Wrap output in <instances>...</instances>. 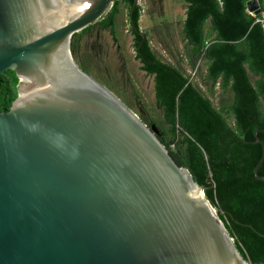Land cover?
Here are the masks:
<instances>
[{"label": "water", "instance_id": "95a60500", "mask_svg": "<svg viewBox=\"0 0 264 264\" xmlns=\"http://www.w3.org/2000/svg\"><path fill=\"white\" fill-rule=\"evenodd\" d=\"M114 1L0 0V75L16 78L0 111V264H248L153 129L73 60L71 37Z\"/></svg>", "mask_w": 264, "mask_h": 264}, {"label": "trees", "instance_id": "16d2710c", "mask_svg": "<svg viewBox=\"0 0 264 264\" xmlns=\"http://www.w3.org/2000/svg\"><path fill=\"white\" fill-rule=\"evenodd\" d=\"M119 1L126 5L128 18L138 30L139 8L134 0H115L95 24L111 29ZM247 1L182 0L185 10L180 36L185 60L190 70L201 75L204 92L182 67L159 60L146 39L133 28L130 32L135 58L140 69L152 77L154 99L161 110L157 121L139 119L147 127L154 125L157 139L172 160L203 190L242 259L248 264H264V183L252 174L261 155L254 132L264 144V31L246 11ZM256 1L260 6L263 0ZM91 27L70 40L73 60L89 76L88 64L78 57V51L81 38ZM97 82L117 95L103 81ZM15 83L12 72L0 75L1 112L16 97ZM213 97L219 100L218 107L213 105ZM120 101L133 111L129 103ZM257 174L264 177V158Z\"/></svg>", "mask_w": 264, "mask_h": 264}, {"label": "rangeland", "instance_id": "374dc122", "mask_svg": "<svg viewBox=\"0 0 264 264\" xmlns=\"http://www.w3.org/2000/svg\"><path fill=\"white\" fill-rule=\"evenodd\" d=\"M135 3L139 8L138 31L145 35L149 49L162 62L182 67L189 80L204 92L201 75L190 70L185 60L180 36L185 10L182 0H135ZM127 15L126 5L119 1L112 28L96 25L100 21L92 25L81 38L78 57L88 64L90 77L110 86L119 100L129 103L137 117L150 123L161 117V110L154 99L153 79L140 69L141 64L135 58ZM207 25L204 24V30ZM249 78L251 82L254 80L251 75ZM214 91L216 95V88ZM211 101L218 107L217 98ZM150 128L156 135L154 125Z\"/></svg>", "mask_w": 264, "mask_h": 264}, {"label": "built area", "instance_id": "2783aa9c", "mask_svg": "<svg viewBox=\"0 0 264 264\" xmlns=\"http://www.w3.org/2000/svg\"><path fill=\"white\" fill-rule=\"evenodd\" d=\"M258 9H259V17L253 16L252 13H248L249 15L255 17V22L256 23H260L263 31H264V0L260 3V6L258 5Z\"/></svg>", "mask_w": 264, "mask_h": 264}, {"label": "flooded vegetation", "instance_id": "af4514ba", "mask_svg": "<svg viewBox=\"0 0 264 264\" xmlns=\"http://www.w3.org/2000/svg\"><path fill=\"white\" fill-rule=\"evenodd\" d=\"M135 5H136V3H134ZM127 19H128V23H129V32H130V29L131 28H133L134 26L131 24V21H130V16H129V18H128V15H127ZM134 29V32H136V34H138V33H141V32H139L138 30H136L135 28H133ZM131 33V32H130ZM143 34V33H142ZM132 35V34H131ZM139 35V34H138ZM140 36V35H139ZM141 38L142 39H146V37H145V35L143 34V37L141 36ZM132 40H133V35H132ZM138 48H139V45H137L136 46V49L138 50ZM134 52H135V50H134ZM135 54H136V52H135Z\"/></svg>", "mask_w": 264, "mask_h": 264}]
</instances>
